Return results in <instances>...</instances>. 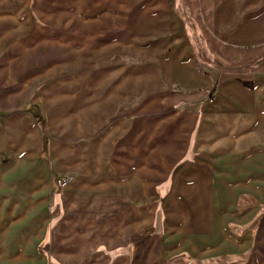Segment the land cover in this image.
<instances>
[{
    "label": "crops",
    "instance_id": "0c3cea01",
    "mask_svg": "<svg viewBox=\"0 0 264 264\" xmlns=\"http://www.w3.org/2000/svg\"><path fill=\"white\" fill-rule=\"evenodd\" d=\"M98 2L116 12L127 3ZM155 3L167 11L166 33L154 37L166 47L149 48L163 90L145 105L142 77L128 80L120 60L122 30H105L120 15L86 21V36L100 44L89 66L102 69L88 97L123 108L112 130L118 142L111 131L96 142L100 162L83 170L73 163L75 177L62 187L47 166L49 137L41 142L31 131L30 109L41 106L0 121L8 160L0 159V264H264V0ZM11 21L15 15L0 13L1 28ZM20 31L0 38L8 83L10 52H24Z\"/></svg>",
    "mask_w": 264,
    "mask_h": 264
},
{
    "label": "rangeland",
    "instance_id": "374dc122",
    "mask_svg": "<svg viewBox=\"0 0 264 264\" xmlns=\"http://www.w3.org/2000/svg\"><path fill=\"white\" fill-rule=\"evenodd\" d=\"M9 1L8 4L0 2V13L15 15L17 21L0 27V38L13 29L22 30L15 42L24 52H19L18 49L10 52V83L6 79L7 70L2 66L5 61H0V121L4 123L9 117L10 120L17 119L23 115V110L29 104H39L40 108L30 109V113L36 115V120H32L31 131L38 130V134L42 136L41 142L44 134L49 137L50 154L47 166L51 168V173L54 172L55 180L58 182L59 179L67 178L71 181L75 175L71 174L68 168L70 169L73 163L83 170L88 164L93 166L100 162L103 149L95 148L96 142L106 140L109 131L110 141L115 144L118 142L119 134L117 130H112L117 128L120 111L123 109L120 102H113V109L109 111L103 106L105 102L100 100L101 97L92 94V85L94 84L96 90L102 83V69L98 68L99 65L89 66L94 56L93 50L96 47L100 50V44L93 46L92 42L97 37L86 36L87 32H90L89 29H92V23H89V26L86 21L98 19L103 12L120 15L114 14L115 18L121 20L117 22L112 18L111 24L109 23L105 30L107 33H113L118 28L122 30L120 37L125 41L127 51L126 56L125 53L121 54L120 60L126 64L124 70L127 71L128 80L134 76L142 77L141 99L145 105L152 95L163 90H156L163 74L152 69L156 55L154 56V51L149 48L151 44L159 49L166 47L165 38L158 41L154 37L158 36L159 31L160 35L166 33L162 30V24L167 11H158L156 0H126V4L114 7L119 12L110 8L107 3L95 4L93 0ZM139 6V15L131 16ZM99 33L101 34L100 31ZM113 37L111 39H121L117 35ZM197 44L198 42L196 46ZM166 51L165 49L164 52ZM23 55L25 60L22 59ZM118 56L117 53V59ZM117 73L118 70H114L111 76ZM117 82L118 79L112 80V92L119 91ZM177 91L172 89L170 92ZM88 92H92L89 97ZM6 100L10 101L9 106ZM13 155L17 154L10 151V157ZM0 159L2 162H8L7 155L0 154ZM60 166L66 170H59Z\"/></svg>",
    "mask_w": 264,
    "mask_h": 264
},
{
    "label": "built area",
    "instance_id": "2783aa9c",
    "mask_svg": "<svg viewBox=\"0 0 264 264\" xmlns=\"http://www.w3.org/2000/svg\"><path fill=\"white\" fill-rule=\"evenodd\" d=\"M59 184L62 185V187H66L69 184V180L67 178H62L58 180Z\"/></svg>",
    "mask_w": 264,
    "mask_h": 264
}]
</instances>
